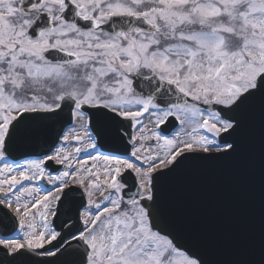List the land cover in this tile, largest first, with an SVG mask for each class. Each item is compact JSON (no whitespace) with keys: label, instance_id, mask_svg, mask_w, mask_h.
I'll list each match as a JSON object with an SVG mask.
<instances>
[{"label":"snow or ice","instance_id":"6c2138e0","mask_svg":"<svg viewBox=\"0 0 264 264\" xmlns=\"http://www.w3.org/2000/svg\"><path fill=\"white\" fill-rule=\"evenodd\" d=\"M257 150L264 0H0V264H213L167 187Z\"/></svg>","mask_w":264,"mask_h":264},{"label":"water","instance_id":"95a60500","mask_svg":"<svg viewBox=\"0 0 264 264\" xmlns=\"http://www.w3.org/2000/svg\"><path fill=\"white\" fill-rule=\"evenodd\" d=\"M44 143L39 137L29 148L39 150ZM167 192L185 207L177 216V226L205 250L213 264L259 260L264 217L258 150L236 164L204 167L170 183Z\"/></svg>","mask_w":264,"mask_h":264}]
</instances>
